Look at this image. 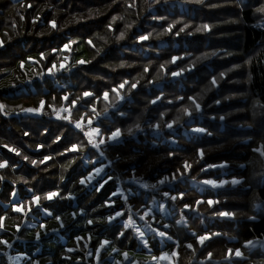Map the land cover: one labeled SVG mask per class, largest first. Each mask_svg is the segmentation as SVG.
Masks as SVG:
<instances>
[{
    "label": "trees",
    "instance_id": "1",
    "mask_svg": "<svg viewBox=\"0 0 264 264\" xmlns=\"http://www.w3.org/2000/svg\"><path fill=\"white\" fill-rule=\"evenodd\" d=\"M228 1L0 0V41L3 42L0 44V105L4 106L0 111V163L6 162L0 168V177H3L0 216H5L6 229L1 230L0 238L16 239L13 245L41 264L89 263L93 260L85 258V243L95 251L104 239L119 253L143 254L144 248L130 228H123V222L129 215L137 218L143 214L150 196L125 183V179L153 183L168 177L175 188L170 193L182 192L184 196L175 200L177 207L171 208L173 216L164 217L155 212L146 217L151 228H159L171 237L160 239L149 234L148 247L152 253L176 248L177 264H264V246L251 251L244 246L248 240L264 241V159L252 151L257 141L264 147V28L254 26V7L264 0H246L247 7L235 5L233 10L227 9ZM210 3L221 4L207 9ZM178 7L187 10L180 11ZM169 23L174 24L173 30L165 32ZM203 24H208L210 30L196 31ZM184 25L188 27L176 36ZM121 32L124 36L117 40ZM148 33H151L148 40L138 42L139 35ZM232 33L235 38L227 40ZM70 41L73 42L70 52H62V46ZM230 51L238 56L230 55ZM213 52L218 53L217 59L211 62L214 67L208 60ZM205 53L209 54L206 58L197 59ZM65 55L69 57L68 66L60 69L59 63ZM173 56L182 59L170 63ZM246 58L249 59L243 71L238 68L231 72L228 68L231 61L238 63ZM78 60L87 63L78 64ZM121 62L123 67L119 66ZM162 64L164 69L160 68ZM53 65L55 68L47 76ZM145 66L149 69L147 73L143 70ZM188 66H192L191 71ZM180 68L184 69L183 76L170 81V73ZM221 72L228 74L213 85L212 78ZM235 73H243L245 84H240L241 76L236 77ZM125 79L138 80L139 84L135 90L129 91V85L120 90L129 99L119 101L111 89ZM150 80L153 82L148 83ZM159 83L161 87H155ZM227 85L230 87L224 90ZM86 91L93 95L85 97ZM105 91L109 92L108 100L103 98ZM242 93L257 103L248 110L254 116L252 120L247 118L251 128L244 124L238 129L225 118L223 130L219 131L218 117L223 114L216 112L219 108L216 101L222 107L232 96L241 99ZM156 96H161V100L152 104ZM189 96L201 105L203 111L199 116L192 101L187 99ZM41 100L44 104L38 113L24 111L39 109ZM67 106L69 112L60 115V110ZM244 106L249 107V103ZM184 108L191 115L184 114ZM97 114H100L97 125L102 135H107L109 129L122 130L118 143L108 142L101 147L104 159L99 156L100 162L95 161L100 153L90 147L84 130L75 128L81 118L85 120ZM212 116L215 120L210 123L208 118ZM189 117L194 118L187 125ZM200 117L205 126L197 124ZM239 118L243 122V116ZM173 121L174 131L166 130L165 125ZM134 123H139L141 128L129 135L126 129ZM155 124H161L158 137L149 127ZM194 126L205 128V134L182 133ZM72 144L77 145L75 151L71 150ZM198 149L204 151L203 160L197 155ZM169 152L173 155L169 156ZM25 156L29 159L25 160ZM44 156L51 159L40 163ZM32 160L37 164L33 165ZM184 161L191 164V170L173 179L177 168L183 171ZM222 162L228 166L201 171L208 164ZM99 164H108L106 174L113 179L100 191L95 188L107 177L81 185L80 179ZM221 172H225L226 178L236 177L242 182L235 188L227 186L215 191L205 188L201 193L191 186L192 182L219 179ZM119 184L124 191L130 188L135 194H129L126 201L120 194L112 195ZM13 190L20 203L30 201L32 195L40 196V207L29 204L32 211L27 215L13 211ZM49 191H58L60 195L47 200L44 193ZM168 191L163 188L162 192ZM109 197L111 205L105 204ZM208 199L219 203L209 207ZM197 200L202 203L196 205ZM184 203L192 206L187 212L182 210ZM41 209L53 215L44 218ZM116 211L122 216L109 223L107 217L115 216ZM181 211L185 224L176 221ZM221 211L234 215L227 219L214 214ZM55 215L62 217L64 228L59 227ZM152 217L158 221L156 224L152 223ZM35 218L46 225V229L39 231L42 235L38 242H35V232L39 227L24 226L27 221L35 222ZM89 219L93 224L87 223ZM13 225H19L20 231ZM119 231H124L125 236L117 239ZM212 233L218 235L211 236L204 245L197 242V235ZM76 236L83 239L76 241ZM189 243L192 248L187 247ZM38 248L40 253L33 255ZM67 248L74 251L67 252ZM237 248L246 259H236L233 255L226 258L228 249ZM104 257L105 254L101 259L105 264Z\"/></svg>",
    "mask_w": 264,
    "mask_h": 264
},
{
    "label": "snow or ice",
    "instance_id": "2",
    "mask_svg": "<svg viewBox=\"0 0 264 264\" xmlns=\"http://www.w3.org/2000/svg\"><path fill=\"white\" fill-rule=\"evenodd\" d=\"M197 2L198 3H202L203 0H197ZM236 2H237V6L244 5L245 7H247V4L245 3V0H236ZM213 7H215V5H213ZM256 11L257 12L264 13V5H261L259 8L256 9ZM36 19H39V17H37ZM112 19L115 20L116 17H113ZM154 19H155V17H154ZM159 19H163V17H160ZM49 23L52 25L53 28L56 27L54 21H50ZM108 27H109V29H111V24L108 25ZM127 27H131V25H127ZM173 27H174V24L169 23L167 25V28H165L164 31L165 32H172ZM186 27H188V26L187 25H184V27H181L179 29V31L175 33V35L176 36H179L181 32H184V30H185ZM201 30H205V31L210 30V26L208 24H203L201 27H197V29H196V31H198V32L201 31ZM161 34H163V33H158V35H161ZM150 35H151V33H148L146 35H139L137 37V40L138 41H146V40H148V38H149ZM123 36H124V33L121 32L120 35L118 37H116V39L117 40L122 39ZM2 43L3 42L0 41V44H2ZM71 43H73V42L70 41L69 44H71ZM88 43L91 44V41H89ZM69 44H65L64 45V48H68L69 47ZM53 51H55V49H53ZM207 55H209V54L205 53V54H203L202 57H198L197 59L206 58ZM211 55L214 56V55H216V53L213 52V53H211ZM178 59H182V58L173 56L171 58L170 63L175 64ZM77 63L78 64H84V63H87V62L86 61H83V60H80V61H77ZM119 66L120 67H123L124 66V63L121 62V64ZM63 67H64V65L62 64L61 65V68H63ZM54 68H55V65H53L51 68H49L48 69V72L51 73ZM160 68L161 69H164V65L163 64L160 65ZM143 70H144L145 73H147L149 69H148L147 66H145ZM183 71H184V69L183 68H180L178 71H172L170 74H171L172 77H177V76L181 75V73ZM224 75H225L224 72H221L220 73V77H224ZM141 78H143V77H141ZM152 82L153 81H151V80L148 81V83H152ZM211 83L213 85H215L217 83V79L215 77H213ZM138 84H139V81L138 80L135 81V82H130L129 80L125 79L117 87L112 88L111 89V92L115 94L117 100L125 101L126 99H129V98H126L125 96L121 95V91L120 90H124L126 85H129V91L135 90V89H137ZM83 95L85 97H90L93 94L86 91V92L83 93ZM103 98L105 100H108V98H109V92L108 91L103 92ZM64 99H67V97H64ZM178 99H183V98H178ZM187 99L192 101V103L195 106V110L197 112H200L201 111V105L199 103H197L196 100L193 97L189 96V97H187ZM159 100H161V96H156L155 99L151 101V103L152 104H155ZM72 103H75V101H73ZM216 103H219V101H216ZM40 104H41V106H43L44 101L41 100ZM114 107H115V105H114ZM3 108H4V106L3 105H0V111H2ZM39 110L40 109H24V111H26V112H38ZM106 111H107V109H105V112ZM93 112H95V109L94 108H93ZM183 112L186 115H191V113L189 112L188 108H184L183 109ZM99 115L100 114H97V117H96L97 119L99 118ZM121 115H126V113H121ZM160 115L163 116V113H160ZM65 119H67V117H65ZM176 119L179 120V117H177ZM220 119H223V117H220ZM89 123H92V121L90 120ZM174 123H175V121H173L172 123H167L165 126L167 128H169V129H171L173 127ZM75 127L76 128H80L81 127L80 123L77 122L76 125H75ZM149 127H155L157 129H159L161 127V124L149 125ZM140 128H141V126H140L139 123H134L132 126H129L126 129V131H127V133L129 135H134V130H140ZM192 131L197 132V133H205L206 132V129L203 128V127H198V128L192 129ZM100 133H101V129L100 128H93L91 132L85 133V135H87L88 138H89V144L91 145V147L92 148H95L97 150H101V147L102 146H105L108 142H119V139L122 136V130L119 127H117L114 130L113 129H109L108 132H107V135H100L99 136V139L96 142H93V137L95 135H97V134H100ZM207 134L208 135H211L210 132H208ZM25 135H28V133L26 132ZM56 139L59 140L60 137L57 136ZM38 147H41V146L38 145ZM76 149H77V145L72 144L71 145V150L72 151H75ZM10 150L11 151H16L15 149H10ZM17 155H19L18 152H17ZM100 155L101 156L104 155V152L102 150L100 151ZM168 155L169 156H172L173 153L172 152H169ZM197 155L199 156L200 160H203V158H204V151L202 149H198L197 150ZM261 155H264V152H262ZM24 159L25 160H28L29 157L25 156ZM50 159H51L50 156H44L43 160H41L40 163H44L45 161L50 160ZM31 163L33 165H36L37 164V161L36 160H32ZM5 166H6V162L0 163V168H4ZM220 166L222 167L223 165H220ZM61 167L62 168H65L66 166L65 165H61ZM191 167H192L191 164H189L187 161H184V163H183V171H181V169L177 168L175 170V172L172 174L173 175V179H176L178 177H183V176L187 175L188 172L191 170ZM216 167H218V166L215 165V164H208L205 167L201 168V171L202 172H206L208 169H210V168H216ZM94 171H95L96 176H100L101 173L104 171L103 166L100 167V168H94ZM93 178H94L93 177V173L92 172H89L88 173V176L87 177H82L80 179L79 183L81 185H84L86 183V181H90ZM2 179H3V177H0V180H2ZM60 179L63 181L64 180V176L61 175ZM101 179H103V177H101ZM112 179H113V176L112 175H107V179H104L103 180V183H100L99 187H96L95 190L96 191H100V189L104 186V184H107L108 181H110ZM167 179H168V177H165L164 180L159 181V183L163 184V183H165V181ZM203 183L206 184V185H212L213 187L217 186V181L212 180V179H206V180L203 181ZM225 183H226V181H224V180L219 181V184L220 185H223ZM231 183L232 184H239V183H241V181L238 180V179H233L231 181ZM143 187L144 188H148V187H150V185H148L147 183H144L143 184ZM151 187H155V185H151ZM28 191H31V189H29ZM117 191H119V190H117ZM15 194H16L15 193V190H13V195H15ZM59 195H60V193L58 191H49V192L44 193V198L47 199V200H52L54 197H58ZM68 195L70 197L71 196V193H69ZM112 195H116V193L113 192ZM168 195H169L168 192H165L164 193V196L167 197ZM183 196H184V193H182V192L179 193V197L181 199H183ZM40 199H41L40 196H38V195H32L30 201H28V202H22L20 204H18L16 202H13L12 203V209H13V211L18 212V213L19 212H22L25 203H28V204H31V205H35L36 207L39 208L40 207V204H39ZM171 199L173 201H175L177 199V197L176 196H172ZM109 201H110V197H109L108 200H105V204H109ZM112 203H114V201H112ZM195 203H196V205H199V204L202 203V201L201 200H197ZM207 203H208L209 207H211L214 203H219V201H213V200L209 199L207 201ZM160 207H161V209H163L164 205H160ZM183 207H184V209H189L192 206L189 205L188 203H184ZM31 211H32V209H31V207H29L27 209V212H25L24 214L27 215ZM44 211L49 216H52L53 215V213L50 212V211H48L47 209H44ZM214 214H217V215H219L221 217H225V216L232 217L234 215L231 212H224V211H221V212H218V213H214ZM121 216H122V213L119 212V211H116L115 212V216L109 215L107 217V221L110 223V222L114 221L116 217H121ZM54 219L59 223V227L60 228H64L65 227L64 223L62 222V217L61 216L55 215L54 216ZM141 219H144V217L142 216ZM4 220H5V216H0V230H6L5 229ZM87 223L89 225H91V224H93V220L89 219L87 221ZM177 223H179V221H177ZM130 226L135 229V232L137 233L136 238L139 240V242L142 243L145 248H147L148 247V244H149V241L146 240V239H144L145 233L142 232V231H140L139 228H136L135 227V223L134 222H131V218H129L128 221H124L123 222V228L124 229H127ZM147 226L149 227V229L151 231H154L156 233V235H158V236H160L162 238L163 237H166L169 240L171 239V237L170 236H167V234L165 232L158 231L157 229H152L151 228V225H147ZM13 227H15L17 231H20L19 225H13ZM39 227L42 230L46 229V225L45 224H40ZM165 227H167V225H165ZM53 231H56V229H53ZM41 235H42L41 232H37L35 234V239H37V240L40 239L41 238ZM193 235H195V234H193ZM215 235H218V233H212L211 235H209V234L197 235L196 236V240H197V242L199 244L204 245L205 244V241L211 239V236H215ZM123 236H125V232L124 231H119L118 233H116L117 239H119L120 237H123ZM81 239H83V237H81V236H76L75 237V240L76 241H80ZM254 243H259V241L254 242L252 240H248V241H246L245 246L246 247H250V246H253ZM109 244H110V241L107 240V239H104V240L99 241L98 246L95 248V256H94V258L97 261V264H103L100 254H101L102 249H104ZM0 245H3L5 247H7V248L13 247V245L8 240L3 239V238H0ZM187 247L188 248H192L193 245L189 243V244H187ZM73 251H74L73 248L67 249V252H73ZM112 251L113 252H117L118 250L115 247H113L112 248ZM3 255L7 257L8 261H9V264H17V262L20 259L19 256H16V257L8 256V253L7 252H4ZM88 255L91 256V255H93V253L92 252H89ZM122 255L124 256L125 259L128 258V253L127 252L122 253ZM176 255H177V252L175 250H173V251H171V253H161V256L159 257V259H169L170 260L172 257H175ZM211 255H212V253L209 252L208 253V257H211ZM232 255H234L235 257H242L243 253L241 252V250L239 248H237L235 250L228 249V254H227L226 258H231ZM65 259L71 260L72 257H65ZM77 259H79V258H77ZM157 259L158 258L156 256H153L152 257V260L153 261H155ZM32 264H37V262L33 261ZM117 264H119V262H117ZM133 264H135V262H133Z\"/></svg>",
    "mask_w": 264,
    "mask_h": 264
},
{
    "label": "rangeland",
    "instance_id": "3",
    "mask_svg": "<svg viewBox=\"0 0 264 264\" xmlns=\"http://www.w3.org/2000/svg\"><path fill=\"white\" fill-rule=\"evenodd\" d=\"M246 1V0H245ZM254 1V0H253ZM178 3V2H177ZM219 4H221V3H210V4H208V6H207V9H213V8H218V6H220ZM178 5L179 6H182L180 3H178ZM213 5H215V7H213ZM235 5H237V2H236V0H230V1H228L227 2V6H228V10H233L232 8H235ZM261 5H264V3L263 2H260V3H258L257 5H255V7H254V10H255V22H254V26L255 27H258V28H264V13H261V12H257L256 11V9L257 8H259ZM241 6V5H240ZM239 7V6H238ZM179 9L178 10H182V11H186L187 10V8L186 9H181L180 7H178ZM234 33H232L231 35H230V39H227V40H232V39H234L235 37H234V35H233ZM138 42H145V41H138ZM65 45V44H64ZM64 45L62 46V52H70V49H71V44H69V47L68 48H64ZM54 52V51H53ZM145 52V51H144ZM211 54V53H210ZM218 54V53H217ZM215 55V56H211L208 60L210 61V65H212V67H214V65H213V63H211V62H214L216 59H217V56L218 55ZM229 54L230 55H232V56H238L237 54H235L234 52H232V51H230L229 52ZM239 54V53H238ZM247 59H249V58H246V59H244L243 61H241V62H238V63H235V62H233V61H231V63H229V65H228V68H230L231 69V72H234V71H236V70H244L245 69V67H247ZM78 61H80V60H78ZM68 63H69V57L67 56V55H65L64 57H63V61H61L60 63H59V68L60 69H65L67 66H68ZM64 65V67L63 68H61V65ZM192 67V66H191ZM190 66H188L187 67V69L189 70V71H191L192 70V68H191ZM239 68V69H238ZM47 73V76H49V73H48V71L46 72ZM227 74L228 73H225V75L224 76H227ZM232 74H234V73H232ZM236 74V73H235ZM238 75H240L241 76V79H240V84H245V78H244V75H243V73H240V74H236V75H234V76H238ZM183 76V72L181 73V75H179V76H177V77H172L171 76V79H170V81H174V80H177V79H179V78H181ZM233 76V75H232ZM41 78H43V77H41ZM216 79H217V82L219 81H221V80H223V77H220V75H217L216 77H215ZM228 84V83H227ZM155 87H158V88H160L161 87V83H159L158 85H156ZM230 86L229 85H227V87H223L224 88V90H227L228 88H229ZM32 88V87H31ZM179 100H181V99H179ZM120 101V100H119ZM191 101V100H190ZM159 101H157L156 103H158ZM246 102H248L249 103V107H245L244 106V104L246 103ZM250 106H257V103L256 102H252V101H249L248 100V98L246 97V95L244 94V93H242V97H241V99L239 98V97H237V96H232L230 99H227L226 100V102H225V104L222 106V107H220V104L219 103H216V107H219L217 110H216V112H218V113H222L223 115H219V117H218V122H217V124H221V127H220V129H219V131H222L223 130V124H225V118H226V121H228V123H230V125L231 126H235V125H237V128L239 129H241V128H243V125L245 124V125H247L246 126V128H251L248 124L250 123L249 121H248V117L250 118V120H252L253 118H254V116L251 114V112L250 111H248L249 109H250ZM68 106L66 107V108H62L60 111V115H61V113H64V112H69L68 110ZM202 108H201V111L200 112H197L198 114H197V116H199L200 114H202ZM59 115V116H60ZM239 115H242L243 116V122H241V121H239ZM220 117H223V119H220ZM194 117H189V119L186 121V124L188 125V124H191L193 121H192V119H193ZM209 120H210V123H212L214 120H215V118L212 116V117H210V118H208ZM244 119H245V121H244ZM89 121H90V119H88L87 120V125H90L91 123H89ZM212 121V122H211ZM197 124H200V125H202V126H205L204 125V123H202V118L200 117V118H198L197 119ZM80 125H81V127L80 128H84V125L83 124H81L80 123ZM199 125V126H200ZM199 126H194V127H190L188 130H186L185 131V129H184V131L182 132L184 135H188V134H195V135H199V136H201V135H204L205 133H197V132H194V131H192V129H194V128H198ZM217 127V126H216ZM172 130L174 129V128H171ZM171 129H169V128H167L166 127V130H171ZM152 130L154 131V136H156V137H158V135H159V132H158V129L157 128H155V127H152ZM92 130L90 129L89 130V132H91ZM174 131V130H173ZM210 136V135H209ZM172 142H174V141H172ZM257 146V147H256ZM8 151H11L9 148L7 149ZM252 151L253 152H256V153H258L263 159H264V155H261V153L262 152H264V147H263V145L260 143V142H256L255 143V148L254 149H252ZM99 153H100V150H99ZM99 156H100V158H103L104 159V157L103 156H101L100 154H98V158L95 160V161H97V160H99ZM96 158V157H95ZM94 158V159H95ZM48 161V160H47ZM99 162H100V160H99ZM108 163V162H107ZM109 164V163H108ZM108 164H99L96 168H100V167H102L103 166V169H104V171L101 173V175L100 176H96V174H95V171H94V169L91 171L92 173H93V179H91L90 181H86V183L85 184H87V183H93V182H96V181H98V179H100V180H102L101 179V177H103V179L104 178H106L107 177V175L108 174H106V169H107V166H108ZM215 165H217L218 167H216V168H210L211 170H215V169H223V168H226L227 166H228V163H226V162H222V163H219V164H215ZM220 165H223L222 167L220 166ZM209 170V169H208ZM88 176V175H87ZM87 176H85V177H87ZM210 179H212V180H215V181H217V186H215V187H213L212 185H206V184H204L203 183V181L204 180H201V181H199L198 183H196V182H192L191 183V186H194L195 188H198V192L199 193H201L202 192V190L203 189H205V188H209V189H211V190H221V189H224V188H226L227 186H229V187H231V188H235V187H237V185L238 184H232L231 183V181L233 180V179H238V178H226L225 177V172H221L220 173V178L219 179H216V177H213V178H210ZM161 180H164V178H161V179H159L157 182H150V181H146V180H142V179H137V178H127V179H125V183H127V184H130V185H132V186H135V188H137V190L138 191H143V192H145L146 194H147V196L149 197V196H154L153 198V200H152V202L150 203V205L149 206H147L148 207V209H149V207L151 206V208L149 209V211H147V209L145 210V212L143 213V214H141V215H137V216H139V218L137 219L136 218V216L135 215H129L128 216V220H129V218H131V222H134L135 223V225L137 224V225H139L138 223L139 222H145V219H146V217L147 216H151L153 213H155L156 211L154 210V209H158V213H159V211H161V215L162 216H164V217H171V216H173L174 214H171V208L173 207H177L176 206V204H175V201H173L172 199H171V197L172 196H176L177 198H180L179 197V195H177V194H171L172 193V190H174L175 191V188H174V185H173V183H172V181L171 180H169V179H167L166 181H165V183H163V184H161V183H159V181H161ZM206 180V179H205ZM221 180H224V181H226V183L225 184H223V185H220L219 184V181H221ZM238 180H240V179H238ZM241 182H242V180H240ZM101 183H103V182H101ZM144 183H147L148 185H150V187H148V188H144L143 187V184ZM99 185L100 184H98V187H99ZM151 185H155V187H151ZM163 188H166V190H170V191H168V193H169V195L166 197V196H164V193L165 192H162L163 191ZM117 190H119V191H117ZM135 192V191H134ZM133 192V190L132 189H127L126 191H124L123 190V188L121 187V185L119 184L118 185V187H117V189H116V191H115V193L116 194H120L121 196H122V199L124 200V201H126V199H127V197L129 196V194H135ZM171 192V193H170ZM138 193V192H137ZM18 199H19V197H17ZM16 198V194L15 195H13V193H12V199H16V203H18V204H20V202H18V199ZM209 200V199H208ZM207 200V201H208ZM202 201V200H201ZM168 202H170V206L168 207L167 206V203ZM172 202H173V205H172ZM207 203V202H206ZM216 203H214L212 206H214ZM108 205H111V204H108ZM160 205H164V207H163V209H161V207H160ZM207 205H208V203H207ZM211 206V207H212ZM258 206L259 205H256V208H258ZM141 210H142V207H141ZM182 210L183 211H189V209H184V207L182 208ZM151 212V213H150ZM130 214H132V212H130ZM145 214V215H144ZM144 217V219H141V217ZM179 218L176 220V221H179V224H185L186 223V219H185V217L183 216V214H182V211L180 212V215L178 216ZM219 218H227V219H229V218H231V217H227V216H225V217H221V216H219ZM133 220H136V221H133ZM151 221H152V223H157L158 221H155L154 220V218L152 217V219H151ZM165 226V225H164ZM153 229H157L158 231H161L159 228H154L153 227ZM142 232H143V230H142ZM162 232V231H161ZM204 235V234H203ZM174 249H176V248H174ZM173 250V249H172ZM176 251V250H175ZM145 253V252H144ZM129 256H131V254L129 255ZM136 255H134V257H135ZM117 259H118V257H117ZM176 264H177V262H176Z\"/></svg>",
    "mask_w": 264,
    "mask_h": 264
},
{
    "label": "crops",
    "instance_id": "4",
    "mask_svg": "<svg viewBox=\"0 0 264 264\" xmlns=\"http://www.w3.org/2000/svg\"><path fill=\"white\" fill-rule=\"evenodd\" d=\"M43 106H41L40 104V107L39 109H41ZM68 110V109H67ZM38 113V112H37ZM97 116H94V117H87L85 120H83L82 118L79 120V123L83 124L84 125V128H76L78 130H84V135L85 133L89 132V130L93 129V128H99L97 123H98V119L96 118ZM90 119L92 121V123L90 125H87V120ZM76 125V124H75ZM102 135L101 133L100 134H97L93 137V142H96L98 139H99V136ZM86 139L89 141V138L87 135H85ZM121 139V138H120ZM119 139V141H120ZM109 143H118V142H109ZM91 147V145H90ZM92 148V147H91ZM95 149V148H94ZM97 152H99V150L95 149ZM96 168V167H95ZM87 184H91V183H87ZM86 185V184H84ZM194 187V186H193ZM199 188V187H198ZM118 195V194H116ZM17 194H16V198H17ZM154 196H150L149 197V205L150 203L152 202V200L154 199L153 198ZM12 198V197H11ZM18 199V198H17ZM13 202H16V199H12V203ZM18 202H20V199H18ZM148 205V206H149ZM29 208V204L26 203L25 207H23V211L22 212H19L21 214H24L25 212H27V209ZM34 208H36V206L34 205ZM151 208V206L149 207V209ZM148 207H147V211H149ZM156 212H158V209H154ZM41 215L42 217L44 218H50L51 216L47 215L46 212L41 209ZM151 213V212H150ZM159 213H161V211H159ZM30 214V213H28ZM145 215V214H144ZM168 217V216H167ZM139 217H137L138 219ZM128 221V220H127ZM133 221H136V220H133ZM40 220L39 219H36L35 218V222H31V221H27L24 223V226L26 227H29L31 229H35L37 227H39L40 225ZM41 224H44V223H41ZM139 225H135L136 228H139L140 231L143 230V232L145 233V236H144V239L147 240V237L149 234L153 233L156 235V233L154 231H151L149 229V227L147 226V222H146V219H145V222H139L138 223ZM132 231H133V234L135 235V237L137 236V233L135 232V229L132 228L131 226L129 227ZM128 229V228H127ZM153 229V228H152ZM39 231H43L42 229H37L35 234ZM1 232V230H0ZM158 238L162 239V237L156 235ZM88 238V237H87ZM163 238H166V237H163ZM39 240V239H38ZM37 239H35V242H38ZM138 240V239H137ZM16 241V239H14L13 241H9L12 245L13 243ZM139 241V240H138ZM64 242V240H63ZM256 242V241H254ZM139 244L142 246V248H144L145 250V253L143 254H139L138 252H134V253H128V258L125 259L124 256L122 255V253H119L118 251L117 252H113L112 251V247L111 245H107L104 249H102L101 251V256L103 254H105V257H104V262H106L105 264H117V262H119V264H133V262H135V264H176V260H177V256L178 254L175 256V257H172L170 260L169 259H159V257L161 256V253H171V251L173 250H176V249H173L171 250L170 252L169 251H161L159 253H152L151 249H149V247L145 248L143 246L142 243L139 242ZM246 244V243H245ZM244 244V246H245ZM264 246V241H259V243H254L253 246H250V247H246L248 248L250 251L251 250H254L255 248H258V247H263ZM85 247L87 248L86 249V252H85V258L86 260L87 259H90L92 258L93 261H90L89 263H86V264H97V261L96 259L94 258L95 256V251H92V249L88 248V243H85ZM22 249H24V246H22ZM69 249V248H67ZM4 252H7L8 253V256H12V257H16V256H19L20 259L19 261L17 262V264H32L33 261L37 262V264H41L40 263V260H37V259H33L31 260L29 256H27V254H25L24 252H20L14 245L13 247L11 248H7L3 245H0V264H9V261L7 259L6 256L3 255ZM89 252H92L93 255H88ZM242 252V251H241ZM40 253V248H38L34 253L33 255H36V254H39ZM243 253V252H242ZM131 254V256H129ZM134 255H136L134 257ZM153 256H156L158 259L153 261L152 260V257ZM118 257V259H117ZM234 258L236 259H246L245 255L243 254L242 257H235L233 255ZM45 264H50V262H47ZM104 264V263H103Z\"/></svg>",
    "mask_w": 264,
    "mask_h": 264
}]
</instances>
